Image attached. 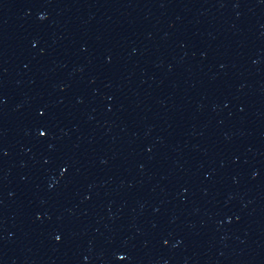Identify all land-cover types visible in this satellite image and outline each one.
Instances as JSON below:
<instances>
[{
    "label": "water",
    "instance_id": "95a60500",
    "mask_svg": "<svg viewBox=\"0 0 264 264\" xmlns=\"http://www.w3.org/2000/svg\"><path fill=\"white\" fill-rule=\"evenodd\" d=\"M0 264H264V0H0Z\"/></svg>",
    "mask_w": 264,
    "mask_h": 264
}]
</instances>
